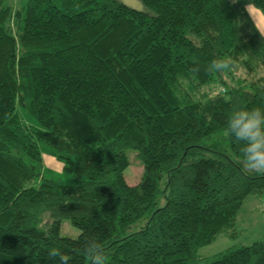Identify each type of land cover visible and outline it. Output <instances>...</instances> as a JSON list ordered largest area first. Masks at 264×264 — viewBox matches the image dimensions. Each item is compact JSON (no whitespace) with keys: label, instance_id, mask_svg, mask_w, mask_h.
<instances>
[{"label":"trees","instance_id":"16d2710c","mask_svg":"<svg viewBox=\"0 0 264 264\" xmlns=\"http://www.w3.org/2000/svg\"><path fill=\"white\" fill-rule=\"evenodd\" d=\"M142 2L148 11L0 0V264H58L51 247L89 264L76 250L90 236L108 264H199L198 248L264 193L226 126L235 106L264 108V38L232 0ZM218 56L232 68L209 74ZM40 141L79 178L40 176L26 161L41 159ZM129 148L143 164L134 185L123 176ZM64 218L76 236L60 235ZM208 264H264V239Z\"/></svg>","mask_w":264,"mask_h":264},{"label":"rangeland","instance_id":"374dc122","mask_svg":"<svg viewBox=\"0 0 264 264\" xmlns=\"http://www.w3.org/2000/svg\"><path fill=\"white\" fill-rule=\"evenodd\" d=\"M17 2L19 0H16ZM125 5L137 10L148 11L142 0H118ZM233 1V0H232ZM250 0H237L235 2L239 7L245 10V6ZM253 12L259 17H264V11L258 8L254 1ZM248 17L249 13L245 10ZM251 19V18H250ZM252 20V19H251ZM253 22V21H252ZM254 23V22H253ZM256 28V27H255ZM257 30V29H256ZM256 33L260 35L257 30ZM243 75V70H237V76ZM251 78V76H249ZM21 118L26 125H37L34 117L30 116L24 110L21 111ZM39 148L41 151L40 160H32L26 158L27 162H33L35 169L40 176L48 179L57 180L60 183H72L79 178L78 175L68 172L64 166V161L58 158L57 151L49 144L40 141ZM128 164L123 170L125 181L129 185H134L141 180L143 173V164L136 155V151L132 148L125 151ZM79 228L71 223L69 219H62L60 222V235L76 236L79 233ZM257 239H264V193H251L243 201L241 208L238 211L235 225L229 232H223L217 236L212 242L200 246L197 253L200 255L199 264H208L210 258L215 253L225 250L230 246L251 243Z\"/></svg>","mask_w":264,"mask_h":264},{"label":"clouds","instance_id":"9594fccd","mask_svg":"<svg viewBox=\"0 0 264 264\" xmlns=\"http://www.w3.org/2000/svg\"><path fill=\"white\" fill-rule=\"evenodd\" d=\"M235 2L237 0H233V3ZM253 7L250 0L245 10L264 38V17L254 13ZM232 65L233 61L230 57L218 56L208 63L205 71L209 74H223L229 71ZM226 126L230 136L241 145V164L244 170L248 173L264 175V108L235 106L228 114ZM76 251L81 253L89 264H108L105 248L96 236L85 238L82 246ZM47 255L50 260L58 261V264H70L71 257L59 248H49Z\"/></svg>","mask_w":264,"mask_h":264}]
</instances>
